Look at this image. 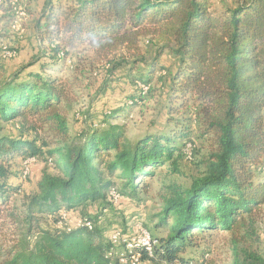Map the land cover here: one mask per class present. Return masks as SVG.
<instances>
[{
	"label": "trees",
	"instance_id": "1",
	"mask_svg": "<svg viewBox=\"0 0 264 264\" xmlns=\"http://www.w3.org/2000/svg\"><path fill=\"white\" fill-rule=\"evenodd\" d=\"M12 1L0 0V11L11 9ZM230 1L231 7L218 12L209 0H71L66 6L43 0L35 32L37 54L18 70L0 75V250L10 218L12 233L18 234L16 243L1 250L0 264H121L96 227V218L66 228L42 227L41 217L56 223L61 210L106 202L113 188L134 197L138 183L146 190V179L157 168L168 166L175 173L181 157H195L186 127L176 134L189 137L181 151L167 136L146 135L132 142L121 126L104 120L92 122L80 138L70 137L67 116L76 81L61 80L62 70L56 69L64 64L68 49L88 45L102 58L136 49L139 38L147 35L178 58L166 79L171 110L191 106L211 150L205 169L188 188L168 187L172 190L163 197L150 231L157 244L151 253L141 252V260L202 263L207 255L198 263L181 255L198 236L222 230L230 234L231 264H264L254 228L264 204V0ZM109 65L108 71L117 66ZM150 66L149 75L132 78L126 109L150 94V75L157 69ZM120 111L108 108L104 114L113 117ZM9 123L17 127V135L1 132ZM35 130L49 134L55 146L46 148V142L25 137ZM16 157L40 159L55 169L44 170L38 191L18 214L10 208L17 186L9 182ZM17 215L23 227L15 232ZM161 228L165 236L157 234Z\"/></svg>",
	"mask_w": 264,
	"mask_h": 264
},
{
	"label": "rangeland",
	"instance_id": "2",
	"mask_svg": "<svg viewBox=\"0 0 264 264\" xmlns=\"http://www.w3.org/2000/svg\"><path fill=\"white\" fill-rule=\"evenodd\" d=\"M62 6L71 3V0H59ZM211 8L224 12L233 5L230 0H209ZM43 0H13L11 9L0 11V75H9V72L18 70L26 64L32 56L37 54L39 44L36 39V26L40 23ZM152 35L141 36L136 49H121L113 52L107 57H100L95 54L88 45L77 46L68 49V56L62 65L57 66L59 78L70 82L75 80L73 86L72 102L67 116V125L71 138H80L87 126L95 121L114 124L123 128L127 139L134 142L146 135L167 136L174 140V144L182 150L183 143L189 137H176L182 128L186 127L191 134L190 140L195 143L194 154L188 161L181 157L179 159L177 172H172L168 166H162L155 170L153 177L147 178V189L138 183L137 194L134 197L121 195L116 203L96 201L87 202L81 207L72 210H61L60 220L54 222L49 216H43L40 226H65L66 228L77 227L86 217L96 218V227L100 228L103 238L109 243V236L115 231H119L126 236H133L135 225L142 224L149 232H152L156 223L157 215L161 210L163 197L167 196L171 190L168 187L179 189L188 188L192 178L199 175L206 165L211 143L208 136L202 135V124L200 119L193 120L191 106L172 111L166 79L168 73L176 64L178 58L170 53L167 48L162 47L163 42H157ZM148 41V43H147ZM11 53L10 58L3 57V50ZM156 56V58H154ZM109 62L116 64L114 70L108 71L111 66ZM157 66L150 75V94L137 106L126 109L124 101L128 94L132 93V78L142 75L143 78L149 75L150 64ZM33 65L31 68H35ZM161 72H156L157 70ZM128 71L131 75L128 76ZM163 71L165 74L163 75ZM55 75V74H54ZM130 80V81H129ZM145 91L146 87H143ZM108 108H119L121 111L113 117H106L104 111ZM85 112V115L83 114ZM104 117V118H103ZM191 122H190V118ZM85 118V119H84ZM103 118V119H102ZM84 119V120H83ZM2 133L18 134L14 124H3ZM182 132V131H181ZM27 138L36 137L38 143L46 142V148L55 146L49 134L42 130L30 131L25 134ZM179 151V152H180ZM179 154V153H178ZM32 158L16 157L10 164L11 175L9 182L17 186V192L10 198V208L15 213H21L27 198L38 191V182L45 169L54 173L53 166L45 164L40 159L28 161ZM27 167V173H23V168ZM258 179L256 177L255 181ZM116 186L120 189V183ZM173 188V187H172ZM13 212V213H14ZM65 214L62 220L61 215ZM15 221L22 231V216L17 215ZM13 218H10V229L5 231L1 238V250L9 249L18 240V234H13ZM64 223L66 225H64ZM254 228L259 236V250L264 254V204L255 218ZM158 235L165 236L164 229L157 230ZM111 244V243H110ZM123 249L122 245L113 247V257L119 255ZM0 252H3L1 251ZM203 255H207L203 259ZM187 261L199 264H231L232 252L230 234L217 230L211 235L206 233L197 237L194 245L185 249L181 255ZM3 256L0 255V259ZM120 259V256H119ZM147 262L142 264H149ZM144 262V261H143ZM121 264H124L120 261ZM151 264V263H150Z\"/></svg>",
	"mask_w": 264,
	"mask_h": 264
},
{
	"label": "built area",
	"instance_id": "3",
	"mask_svg": "<svg viewBox=\"0 0 264 264\" xmlns=\"http://www.w3.org/2000/svg\"><path fill=\"white\" fill-rule=\"evenodd\" d=\"M3 57L10 58L11 53L3 50ZM146 89V88H145ZM28 161H34V159H28ZM27 167L23 168V173H27ZM121 195L117 192L116 189L109 190L107 194V198L109 201L114 203L120 200ZM62 220L65 219V214L61 215ZM88 228H92V223L90 221L85 222ZM64 225H66L64 223ZM69 228V227H68ZM135 232L133 236H126L119 231H115L110 234L109 241L113 247L117 245H122L123 249L119 253L120 261L124 264H142L144 262L141 260L140 254L141 252H145L147 254L152 252L153 246L157 244V240L151 236V233L143 227L141 224L135 225ZM148 263V262H147ZM150 264V263H149Z\"/></svg>",
	"mask_w": 264,
	"mask_h": 264
}]
</instances>
